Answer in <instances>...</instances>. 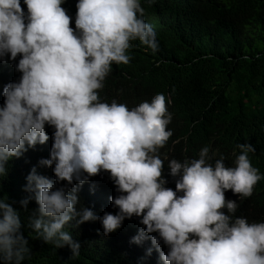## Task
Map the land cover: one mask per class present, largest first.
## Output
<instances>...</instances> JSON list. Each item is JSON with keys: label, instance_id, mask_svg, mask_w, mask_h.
<instances>
[{"label": "clouds", "instance_id": "obj_1", "mask_svg": "<svg viewBox=\"0 0 264 264\" xmlns=\"http://www.w3.org/2000/svg\"><path fill=\"white\" fill-rule=\"evenodd\" d=\"M0 0V77L20 73L0 91V179L5 165L41 144L55 182L27 176L21 201L37 238L72 257L81 245L69 226L99 221L105 236L120 228L134 264H264V223L236 213V200L252 195L261 179L251 163L250 143H240L234 166L224 158L168 161L175 188L165 185L159 156L173 135L164 94L131 109L102 102L99 92L112 65H127L139 42L155 52L157 33L143 19L139 0ZM75 11V28L62 4ZM91 209L77 205L79 187L91 178ZM63 182V186L61 185ZM237 195L228 200L225 192ZM93 199V201H92ZM18 212L0 197V264H23L31 256ZM31 235V234H30Z\"/></svg>", "mask_w": 264, "mask_h": 264}, {"label": "trees", "instance_id": "obj_2", "mask_svg": "<svg viewBox=\"0 0 264 264\" xmlns=\"http://www.w3.org/2000/svg\"><path fill=\"white\" fill-rule=\"evenodd\" d=\"M139 2L143 19L157 33L158 49L153 52L139 40L132 41L127 51L129 64L113 63L99 92L101 101L115 100L131 109L151 102L157 94L165 95L172 115L168 130L173 135L158 154L164 161L166 187L174 189L176 181L169 175L168 161L198 159L203 147L209 148L210 163L223 157L226 166H234L240 154L237 145L250 143L255 152L249 153V159L264 176V0ZM21 6L27 12L23 0ZM62 7L75 28L72 4L63 3ZM18 60L1 75L0 91L19 80L21 74L15 68ZM48 158L43 146L37 144L19 158L10 159L0 179V197L18 212L21 232L31 248L30 258L23 264H134L135 256L122 229L105 236L98 220L78 227L73 221L69 226L73 239L81 245L75 257L67 246L56 249L37 238L29 227V217L38 205L32 199L25 209L21 201L30 195L24 189L33 169L55 182L52 168L39 163ZM93 184L92 177L78 186V209H91ZM236 196L231 190L225 192L228 200ZM236 201L239 217L249 223H264V179L250 197Z\"/></svg>", "mask_w": 264, "mask_h": 264}, {"label": "bare ground", "instance_id": "obj_3", "mask_svg": "<svg viewBox=\"0 0 264 264\" xmlns=\"http://www.w3.org/2000/svg\"><path fill=\"white\" fill-rule=\"evenodd\" d=\"M3 77V76H2ZM0 82H1V80H0ZM178 142L180 141V140H177ZM209 144V143H208ZM164 151H165V149H164ZM211 156V155H210ZM214 156V155H213ZM169 171V170H168ZM165 178V177H164ZM169 178V177H168Z\"/></svg>", "mask_w": 264, "mask_h": 264}, {"label": "rangeland", "instance_id": "obj_4", "mask_svg": "<svg viewBox=\"0 0 264 264\" xmlns=\"http://www.w3.org/2000/svg\"><path fill=\"white\" fill-rule=\"evenodd\" d=\"M225 1H230V0H225Z\"/></svg>", "mask_w": 264, "mask_h": 264}]
</instances>
